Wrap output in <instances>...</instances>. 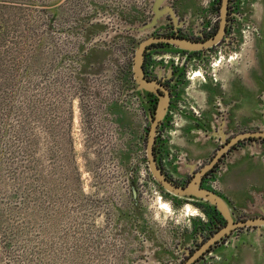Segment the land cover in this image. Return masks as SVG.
<instances>
[{"label":"rangeland","instance_id":"374dc122","mask_svg":"<svg viewBox=\"0 0 264 264\" xmlns=\"http://www.w3.org/2000/svg\"><path fill=\"white\" fill-rule=\"evenodd\" d=\"M208 1L175 4L195 19ZM136 3L0 0V264H153L149 249L173 248L199 218L159 197L142 117L122 103L120 76L147 35ZM244 9L258 34L245 29L214 66L223 79L264 71V0Z\"/></svg>","mask_w":264,"mask_h":264},{"label":"flooded vegetation","instance_id":"af4514ba","mask_svg":"<svg viewBox=\"0 0 264 264\" xmlns=\"http://www.w3.org/2000/svg\"><path fill=\"white\" fill-rule=\"evenodd\" d=\"M141 1L142 3H136L135 6L130 5L129 9L136 13V21L140 25L137 29L147 35L137 44L131 56L129 55L130 58L126 61L127 72L123 71L120 76L123 84L120 86L123 87L121 92L126 91L122 103L126 106L131 103L130 112L134 110L135 115L138 116L139 113L142 117L141 158L154 188L161 194L159 197L169 199L176 207L186 203L188 205H184L185 212H189L191 207L196 209L199 215L196 219L193 213H189L184 228H176V242L173 248L153 247L146 256L157 253L153 264H213L222 260L218 253L228 249L233 243H239L240 239L249 234H257L264 239L263 224L241 225L248 221L264 219V209L254 215L238 209L221 194L219 183L237 151H245L246 156L250 158L257 157L264 166V93L261 91L257 95V106L253 108L249 102L234 106L227 98L231 95L228 90L230 79H223L224 72L216 74L222 69H218L219 65L214 69L225 56L229 59L231 55L236 56V53H231L240 43L246 41L245 29L251 30L252 35L258 34L244 9L252 0H226L224 33L220 40L211 46L181 49L168 42L157 41L148 44L143 52L141 67L144 79L158 85L154 91L142 90L135 79L133 64L139 46L149 39L177 38L193 43L214 39L221 24L223 0H209L202 7L196 8L195 19L191 15L193 11L188 14L175 4L179 0H165L157 9V20L154 1L150 5L147 0ZM205 67L209 69L204 70ZM239 72L237 76L241 73ZM197 73L199 77L193 80ZM242 75L244 73L240 76ZM161 100H164L163 109L156 120ZM208 106L210 112L206 117ZM241 106L245 107L248 113L257 107L258 113L255 117L242 121L235 116ZM156 121L152 156L157 168L167 180L182 188H186L197 176L198 189L214 194L226 204L229 219L236 225L234 228L219 234L228 228L229 221L217 206L192 195H173L157 184L150 170L147 153L151 126ZM188 126H192L190 131L195 129L213 142V150L206 158H191L184 150ZM131 189L132 198L135 199L136 189L134 186ZM148 261L147 259L146 262Z\"/></svg>","mask_w":264,"mask_h":264},{"label":"crops","instance_id":"0c3cea01","mask_svg":"<svg viewBox=\"0 0 264 264\" xmlns=\"http://www.w3.org/2000/svg\"><path fill=\"white\" fill-rule=\"evenodd\" d=\"M251 76L253 75L247 72L242 76L236 75L228 81V90L231 95L227 98L232 105L249 102L252 108L257 106L255 104L257 95L261 91L264 93V71L262 75L256 74L258 80L252 79ZM209 110L208 106L206 117L209 116ZM250 112L248 113L247 109L241 106L235 116L242 121L255 117L258 113L257 107ZM188 127L185 132L184 150L191 158H206L213 150V142L195 129L190 131L192 126ZM219 183L222 189L221 194L238 209L252 215L259 214L264 209V166L257 157H247L245 151L235 152L228 170L220 178ZM240 240L239 243H233L228 249L218 253L222 260L215 261L213 264H264V239L257 234H249Z\"/></svg>","mask_w":264,"mask_h":264},{"label":"water","instance_id":"95a60500","mask_svg":"<svg viewBox=\"0 0 264 264\" xmlns=\"http://www.w3.org/2000/svg\"><path fill=\"white\" fill-rule=\"evenodd\" d=\"M164 1L165 0H154V7H155V12H156L155 20H157V17L159 15V12H157V9L160 5L163 4ZM225 3H226V0H223V8H222V13H221V24H220L219 31L217 35L215 36V38L212 40H209L204 43H193L191 41L184 40V39L171 38V39H149L143 42L136 51V55L134 58V64H133V71H134L135 79L137 83L139 84V88H141L142 90H146V91H154L158 87V85H156L153 82H150V83L147 82L143 77L141 65H142V59H143V52H144L145 47L148 44L157 42V41L168 42L181 49H201L204 47L211 46L212 44L219 41L224 33ZM163 104H164V100H161L159 104V108L157 110L156 120H158L159 114L162 112ZM156 123L157 121L155 123H152V126H151V131H150V134L148 137V143H147V153H148L150 170L157 184L161 186L165 191L173 195L180 196V197L192 195L199 199H203L212 205L217 206L219 211L229 221L228 228L225 231L220 232L219 234H222V233L224 234V232H227L230 229L234 228L236 225H233V223L229 219L228 208L226 204L223 202L222 199L215 196L214 194L198 189L197 188V181H198L197 176L193 179V181L186 188H182V187L174 185L169 180H167L165 176L157 168L155 161L153 160V156H152V146H153ZM259 224L264 225V219L248 221L246 224H241V225H259Z\"/></svg>","mask_w":264,"mask_h":264},{"label":"bare ground","instance_id":"6f19581e","mask_svg":"<svg viewBox=\"0 0 264 264\" xmlns=\"http://www.w3.org/2000/svg\"><path fill=\"white\" fill-rule=\"evenodd\" d=\"M199 77V74L197 73L194 77H193V79H197ZM167 208V207H166Z\"/></svg>","mask_w":264,"mask_h":264}]
</instances>
